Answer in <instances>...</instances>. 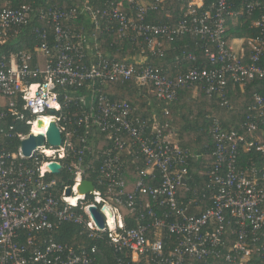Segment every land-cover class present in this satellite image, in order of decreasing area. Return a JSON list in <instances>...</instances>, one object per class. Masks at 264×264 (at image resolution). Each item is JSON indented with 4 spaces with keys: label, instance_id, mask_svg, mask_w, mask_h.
I'll return each mask as SVG.
<instances>
[{
    "label": "built area",
    "instance_id": "1",
    "mask_svg": "<svg viewBox=\"0 0 264 264\" xmlns=\"http://www.w3.org/2000/svg\"><path fill=\"white\" fill-rule=\"evenodd\" d=\"M18 1L0 0L1 47L31 26L36 16L31 4L17 6ZM171 1L107 0L106 7L92 11L93 19L97 27L99 15L115 20L118 32L131 37L141 55L164 57L166 43L175 48L181 37L197 35L206 41L203 55L211 67L196 66L170 75L164 67L137 57L109 59L98 45L90 48L89 35L74 29L77 9L56 6L40 14L51 31L32 27L33 49L3 54L0 264H101L100 248L92 243L99 240L110 247L116 264H257L264 259V141L226 129L219 117H212L208 132L214 142L213 162L201 173L208 176L204 187L208 193L202 197H209L211 203L203 207L196 197L184 200L179 196L194 153L174 141L166 131L168 123H151L136 115V107L106 93L109 82L135 78L144 94L154 95L160 104L176 100L186 86L202 84L207 95L221 97L225 105L229 103L228 77L243 86L248 80H264L260 62L264 0H247L241 8L231 0H212L205 10L206 0H191L175 22L150 20L167 10ZM257 10L261 15L253 25L258 34L247 38L246 48L236 51L228 39L229 19ZM183 55L198 60L193 51H183ZM39 118L44 128L37 126ZM17 122L29 129L15 130ZM52 122L60 129L61 144L49 142ZM262 124L264 92H257L242 127L250 133ZM39 132L45 142L25 156L22 140ZM14 138L20 142L17 149L11 143ZM104 140L109 146L99 144ZM253 149L260 160L240 165L242 151ZM51 162L62 165L60 173L44 167ZM65 168L74 183L61 188L59 175ZM84 179L94 184L87 194L78 191ZM92 206L102 216L103 226L92 214ZM103 207L111 211V217ZM231 223L238 228L230 244L224 236ZM66 224L77 225L81 239L75 243L57 240Z\"/></svg>",
    "mask_w": 264,
    "mask_h": 264
},
{
    "label": "trees",
    "instance_id": "2",
    "mask_svg": "<svg viewBox=\"0 0 264 264\" xmlns=\"http://www.w3.org/2000/svg\"><path fill=\"white\" fill-rule=\"evenodd\" d=\"M190 1L172 0L168 4L167 9L172 12L170 16H167V10H162L154 19L151 18L150 20L175 22ZM246 1L231 0L236 8H241ZM24 2H28L35 8L36 16L34 21L31 26L23 29L19 35L13 36L8 43L2 47L0 46V59L3 58V54L8 56L12 52L33 49L36 40L32 27L39 25L50 28L51 25L40 14L42 10L56 6L64 10L76 8L78 17L75 20L74 29L77 32L89 35L90 48L94 50L98 45L104 55H109V59L130 61L137 57L139 60H144V63L164 67L170 75L196 66L202 68L211 67V64L203 55V45L206 44V41L193 34L181 37L177 41L175 48L166 43V55L164 57L152 56L151 53H144V55L137 53L139 50H135L132 38L128 36L122 37L118 32V24L115 20L109 19L108 16L101 18L99 15L101 25L100 27L96 26L92 11L106 7L107 0H20L15 5L20 6ZM211 2L212 0H206V5L203 9H208ZM85 7H87V11H82ZM260 15L261 11L257 10L253 15H244L238 18L237 24L232 25L230 32H228V39L229 33L238 34L235 30H240V33L245 35L246 38L257 35L259 29L253 25V21ZM232 19L234 18L229 19V23H231ZM103 31L107 33V36L103 35ZM183 51H193L198 55V60H191L185 57ZM40 60L43 63L44 58L40 57ZM260 62L264 66V55ZM257 92H264V80L258 78L248 80L243 86L239 83H234L233 79L228 77L226 91L227 99L229 100L228 104L223 105V99L217 95H207L203 90L202 84L186 86L179 90L176 100L170 103L161 102L159 104L154 95L144 94L135 78L124 82H109L106 87V93L113 100L128 102L136 107V115L149 118L151 123L154 121H160L163 124L168 123L166 131H169L173 135L174 141H177L183 147L189 148L194 153V156L189 160V176L187 177V181H185L184 185H179V196L184 200L196 197L203 202V207L211 203L209 197H202L203 193H208V191L204 190L208 182V176L201 174L210 169L213 162L212 150L214 142L208 132L211 119L212 117H219L226 129L238 130L249 136V138L259 136L264 141V124L261 125L260 130L250 133L246 132L242 127V122ZM166 109L169 111L167 114ZM73 114L76 115L77 112ZM14 125L15 130L26 132L29 129L28 125L24 122H17ZM98 135L106 137L105 133ZM11 143L17 149L20 142L18 138H14ZM99 144L103 147L109 146L106 140L99 142ZM259 156V152L255 149L251 151L243 150L240 165L245 166L247 162L254 159L260 160ZM141 159L144 160V158ZM141 159L139 160V164L144 166V162ZM59 178L61 188L65 185H73L74 183V178L67 171V168L62 171ZM237 226L234 223L227 225L224 238L230 244L234 243L237 237ZM78 230L79 227L77 225H63L57 233L56 238L61 242L75 243L81 239L78 236ZM92 243L98 244L100 248L101 264H116L115 255L104 240ZM256 263L264 264V259L257 260Z\"/></svg>",
    "mask_w": 264,
    "mask_h": 264
},
{
    "label": "water",
    "instance_id": "3",
    "mask_svg": "<svg viewBox=\"0 0 264 264\" xmlns=\"http://www.w3.org/2000/svg\"><path fill=\"white\" fill-rule=\"evenodd\" d=\"M37 126L44 128L45 122L39 118L37 120ZM48 139L49 142L52 144H61L62 143V134L60 132L59 127L55 122H52L50 124L49 130H48ZM45 142V136L43 133L39 132L38 134H30V136L21 142L22 152L25 156H30L34 149H36L37 146L43 144ZM49 168H51L54 172L60 173L62 170V165L56 162H51L49 165ZM94 190V184L89 179H84L81 181V183L78 185V191L82 194H87L88 192H91ZM71 189L69 188L67 190V193H70ZM92 214L94 215L95 219L97 220L98 224L100 226H103V218L98 212L97 208L92 206L91 207ZM103 211L111 217V211L107 207H103Z\"/></svg>",
    "mask_w": 264,
    "mask_h": 264
},
{
    "label": "crops",
    "instance_id": "4",
    "mask_svg": "<svg viewBox=\"0 0 264 264\" xmlns=\"http://www.w3.org/2000/svg\"><path fill=\"white\" fill-rule=\"evenodd\" d=\"M172 8V7H171ZM168 13H172L171 11L167 10ZM238 18H234L231 20V23H229V32L230 29L232 27V25L237 24ZM238 34H230L229 33V42L231 44V46L236 50V51H241V49H243V47L246 48L245 42L247 40L246 36L241 34L240 30H235ZM234 35V36H233Z\"/></svg>",
    "mask_w": 264,
    "mask_h": 264
},
{
    "label": "bare ground",
    "instance_id": "5",
    "mask_svg": "<svg viewBox=\"0 0 264 264\" xmlns=\"http://www.w3.org/2000/svg\"><path fill=\"white\" fill-rule=\"evenodd\" d=\"M46 121H47V122H51V119L48 118V119H46ZM49 165H50V163H46V164H44V167H49Z\"/></svg>",
    "mask_w": 264,
    "mask_h": 264
},
{
    "label": "snow or ice",
    "instance_id": "6",
    "mask_svg": "<svg viewBox=\"0 0 264 264\" xmlns=\"http://www.w3.org/2000/svg\"><path fill=\"white\" fill-rule=\"evenodd\" d=\"M72 203H75V201H72Z\"/></svg>",
    "mask_w": 264,
    "mask_h": 264
},
{
    "label": "rangeland",
    "instance_id": "7",
    "mask_svg": "<svg viewBox=\"0 0 264 264\" xmlns=\"http://www.w3.org/2000/svg\"><path fill=\"white\" fill-rule=\"evenodd\" d=\"M121 210H123V209H121Z\"/></svg>",
    "mask_w": 264,
    "mask_h": 264
}]
</instances>
